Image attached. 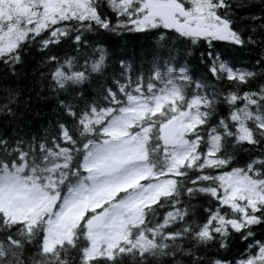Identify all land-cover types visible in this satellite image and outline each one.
Listing matches in <instances>:
<instances>
[{"label":"snow or ice","instance_id":"6c2138e0","mask_svg":"<svg viewBox=\"0 0 264 264\" xmlns=\"http://www.w3.org/2000/svg\"><path fill=\"white\" fill-rule=\"evenodd\" d=\"M0 264H264V0H0Z\"/></svg>","mask_w":264,"mask_h":264},{"label":"trees","instance_id":"16d2710c","mask_svg":"<svg viewBox=\"0 0 264 264\" xmlns=\"http://www.w3.org/2000/svg\"><path fill=\"white\" fill-rule=\"evenodd\" d=\"M108 43L110 45H117V44H127L129 46V48H132L134 46H138L141 41H138L134 38H132V36H126L125 39L123 40H115V39H112V40H109ZM253 87H258V85H252ZM162 214V213H161ZM244 252V248L243 247H239V248H234L232 250V252L230 253V255H233V256H236V257H239L241 255V253Z\"/></svg>","mask_w":264,"mask_h":264}]
</instances>
